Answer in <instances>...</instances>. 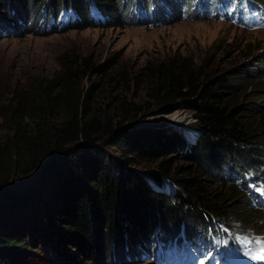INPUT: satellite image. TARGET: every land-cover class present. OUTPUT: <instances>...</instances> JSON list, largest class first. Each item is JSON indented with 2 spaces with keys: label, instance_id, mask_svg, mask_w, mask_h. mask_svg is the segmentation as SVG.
<instances>
[{
  "label": "trees",
  "instance_id": "trees-1",
  "mask_svg": "<svg viewBox=\"0 0 264 264\" xmlns=\"http://www.w3.org/2000/svg\"><path fill=\"white\" fill-rule=\"evenodd\" d=\"M191 1L0 0V12L10 7L12 21L45 34L156 25L182 11L191 19L207 17ZM2 19L0 35L19 29ZM254 57L221 69L186 57L146 63L128 80L144 86L145 100H122L111 108L114 114L90 104L113 62L62 54L54 74L15 86L0 112L8 123L0 137V264L37 253L27 249L30 234L32 243L44 242L76 264L79 258L110 264L130 255L158 264L157 251L173 241L192 248L206 239L226 245V231L260 234L263 211L249 219V190L264 179V76L260 55ZM116 73L126 81L122 70ZM150 108L191 112L192 140L176 126H140L138 118ZM106 136L104 147L117 152L118 164L99 145ZM149 179L157 187L164 179L168 184L158 190Z\"/></svg>",
  "mask_w": 264,
  "mask_h": 264
},
{
  "label": "rangeland",
  "instance_id": "rangeland-1",
  "mask_svg": "<svg viewBox=\"0 0 264 264\" xmlns=\"http://www.w3.org/2000/svg\"><path fill=\"white\" fill-rule=\"evenodd\" d=\"M204 1L200 0L199 3L204 5ZM220 1L221 3L215 0L206 1L204 5L206 11H201V14L207 16L215 12L223 17L233 15L242 3L248 0ZM255 1L258 6L256 5L252 10L249 9L246 15L238 21L220 16L191 19L185 17L186 13L182 12V16L158 22L156 25L141 21L128 25L112 27L93 25L39 34L30 32L29 25H23L22 21L18 22L13 19L19 25L15 28L19 29L0 35V112H2L1 105L9 99L10 92L15 86L24 88L30 84V80L34 77L54 74L58 70V61L62 54L88 56L94 64L114 63L111 67V74L105 75L103 78L101 76L102 88L96 89L92 93V103H90L94 108L101 107L105 111L108 109V112L113 114L115 111L111 108L122 100L140 103L146 98L144 86L138 84L137 87H134V83L128 81L129 78L134 77L139 68L146 63L163 61L169 57H186L201 65L202 62H205L204 60H208L209 67L221 69L228 64L238 63L251 56L255 58L254 56L260 55L261 58L257 62L262 64L259 66L262 68L264 76V0ZM182 5L179 3L181 8ZM9 8L7 11L0 12L3 14L0 21L4 18L9 22V25H13L14 21L9 17ZM163 19L168 18L163 16ZM210 54L212 57L207 59L206 57ZM119 70L124 72L128 84L126 81L120 80L121 78L116 73ZM108 77L110 79H107ZM98 78H100L98 75H92L90 80L95 83ZM148 102L150 101L148 100ZM58 118L60 117H57V120H59ZM138 119L139 125L144 128L163 129L176 126L182 127L186 136H190L192 133L193 115L184 109H176L168 114H159L156 113L155 108H150ZM7 126L8 123L3 122L0 117V137L8 132ZM107 142H109V137L106 136L99 145L102 149H106L109 156L112 157L113 163L118 164L117 152L109 147H104ZM173 157H177V155L174 154ZM141 166L148 167V169L154 168L149 163H142ZM142 175L149 178L144 170ZM162 183V188L165 189L168 181L164 179ZM258 187L264 188V179L260 181ZM253 195H249L251 200H254ZM255 205L253 203L250 206L253 212L249 215L250 220L259 210L254 208ZM259 225L260 234L236 237L241 252L250 255L248 249H252L257 253L260 245L253 241L264 238V221ZM236 231L231 232L236 233ZM26 236L27 249L36 250L37 253L28 251L15 264H76L68 262L66 256L59 251L56 253L55 249H53L54 252H50V248L44 245V242L36 240L35 243H32L31 234L30 237ZM34 246L36 248H33ZM193 248L202 254L201 251L205 246L201 250L197 247ZM187 252V249L173 246L171 250L163 254L161 264H182L183 256ZM211 257H214V254H211ZM78 263L91 264L81 258ZM110 264H154V262L149 258L130 255L128 259L125 258L121 262L115 261ZM228 264L243 263L238 259H233ZM255 264L263 263L258 261Z\"/></svg>",
  "mask_w": 264,
  "mask_h": 264
},
{
  "label": "snow or ice",
  "instance_id": "snow-or-ice-1",
  "mask_svg": "<svg viewBox=\"0 0 264 264\" xmlns=\"http://www.w3.org/2000/svg\"><path fill=\"white\" fill-rule=\"evenodd\" d=\"M253 243L260 245L256 255L253 256V259L264 260V238L254 240Z\"/></svg>",
  "mask_w": 264,
  "mask_h": 264
},
{
  "label": "bare ground",
  "instance_id": "bare-ground-1",
  "mask_svg": "<svg viewBox=\"0 0 264 264\" xmlns=\"http://www.w3.org/2000/svg\"><path fill=\"white\" fill-rule=\"evenodd\" d=\"M199 1L200 0H192L191 2V8H194L195 6H198L199 7V11L201 12V11H204L205 10V7H204V5H205V3H206V1H208V2H211V1H214V0H205L204 1V5H202L201 3H199ZM215 1H217V0H215ZM217 2H219V3H221V1H217ZM181 4H183L182 5V8H181V10H185L184 8L186 7L185 6V1H183Z\"/></svg>",
  "mask_w": 264,
  "mask_h": 264
},
{
  "label": "water",
  "instance_id": "water-1",
  "mask_svg": "<svg viewBox=\"0 0 264 264\" xmlns=\"http://www.w3.org/2000/svg\"><path fill=\"white\" fill-rule=\"evenodd\" d=\"M176 125H178V124H176ZM179 126H180V125H179ZM149 182H150V184L154 185V184L150 181V179H149Z\"/></svg>",
  "mask_w": 264,
  "mask_h": 264
}]
</instances>
